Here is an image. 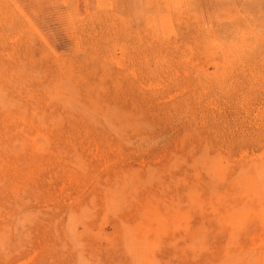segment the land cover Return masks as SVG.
<instances>
[{
    "label": "rangeland",
    "instance_id": "374dc122",
    "mask_svg": "<svg viewBox=\"0 0 264 264\" xmlns=\"http://www.w3.org/2000/svg\"><path fill=\"white\" fill-rule=\"evenodd\" d=\"M0 264H264V0H0Z\"/></svg>",
    "mask_w": 264,
    "mask_h": 264
}]
</instances>
